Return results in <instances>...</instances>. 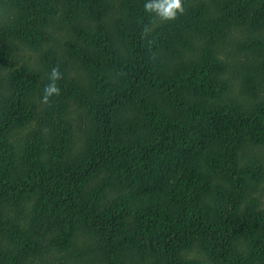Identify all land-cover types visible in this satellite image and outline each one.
Here are the masks:
<instances>
[{"label":"trees","instance_id":"1","mask_svg":"<svg viewBox=\"0 0 264 264\" xmlns=\"http://www.w3.org/2000/svg\"><path fill=\"white\" fill-rule=\"evenodd\" d=\"M42 1L0 0L24 20L13 35L29 48L40 45L30 28L45 26ZM214 1L219 10L210 17L207 4L196 11L182 0L187 10L180 19L151 31L162 16L146 11V0H123L108 19L109 2L102 8L103 0H78L98 24L94 36L87 43L78 34L84 46L73 64L54 59L42 73L15 62L0 40L6 71L0 80V253L7 264L66 252L80 240L88 247L75 256L81 260L91 250L103 264H191L182 253L194 246L213 262L236 255L237 264H264V219L250 223L231 198L230 208L214 213L197 206L202 190L226 174L223 145L263 144L264 123L249 127L240 106L211 102L226 91L217 78L224 66L216 60L209 67L187 61L189 75L169 68L177 52L173 42L185 34L208 36L255 2ZM251 20L264 24V0ZM78 26L71 29L79 32ZM73 65L96 95L89 104V95L77 99L88 112L83 145L76 147L54 125L28 131L13 148L15 133L50 110L40 85L53 82L54 68L60 92H81L79 76L67 77ZM259 72L264 76V59ZM256 88L250 81L247 93L254 96ZM188 94L198 100L183 109ZM256 171L250 169L253 178ZM239 239L249 249L243 263L233 254Z\"/></svg>","mask_w":264,"mask_h":264},{"label":"rangeland","instance_id":"2","mask_svg":"<svg viewBox=\"0 0 264 264\" xmlns=\"http://www.w3.org/2000/svg\"><path fill=\"white\" fill-rule=\"evenodd\" d=\"M261 1L255 0L248 13L241 14L236 10L232 17L226 21L224 27L215 24L214 31L206 32L208 36H203L204 34H189L187 36L185 34L186 43L182 41L184 38L180 42H173L177 52L171 58L174 65L169 67L172 71L180 70L181 75L187 73L189 75L190 70L185 71L188 66L183 67L187 61L208 65L207 67L211 66L214 60L222 64L224 69L217 75V78L221 84L226 85V91L220 92V98L211 100V102L216 105L227 106L233 103L240 106L249 127L264 123V76L259 72V67L264 59V24H255L251 20L252 13L258 10ZM106 2H109L108 8L110 9L106 16L108 19L114 15V11L123 3V0H103L102 8ZM42 3L46 6L42 7V12L44 10L46 12L42 21L49 22L47 24L45 22V26L39 31L30 28L36 40L39 38L40 45L37 48H29L14 38L13 34L24 23V20L21 16L16 15L15 11L0 4V40L2 39V45L6 46L15 62L38 73H42L45 65L49 63L48 61L54 59L58 63L67 60L72 65L84 46L77 35H82V39L87 41V39L93 38L98 27V24L91 19L90 8L87 5L80 7L78 0H50L49 2L43 0ZM188 3L196 11L201 10L199 8L201 3L207 4L210 17L218 14L219 9L214 7V0H188ZM183 8L187 10L186 7L183 6ZM179 17L178 14L174 20ZM165 21L169 20L159 18L150 30L153 31L159 25H163ZM71 25H79L77 27L79 32H74ZM209 26L207 25V28ZM79 73L81 72L77 66L73 65L67 73V77L69 80H73V77L79 76V82L83 87L81 92L76 95L73 92L77 91L65 89L63 93L59 91V94L51 95L48 102H44V108L50 107V110L46 114H40L30 120L24 128L15 133V137L10 140L14 144L13 148L17 147L14 139H21L28 131L40 127L50 129L54 125H56L54 126L55 130L59 131L61 136L63 134L71 135L76 147L83 145L86 138L84 130L89 125L88 112L87 109L82 108L81 104L84 103V100L79 102L77 99L79 97L84 99L80 96L82 94L89 95L90 99L87 102L89 104L96 98V95L90 92L92 90L89 89L84 74L80 77ZM5 76L6 71L0 68V80ZM250 81H255L257 84L254 96L247 93ZM50 83L45 79L40 85V91L44 92L45 87ZM84 84L89 90L88 93H86ZM69 87L71 86L69 85ZM196 97L188 94L186 100L182 102L183 109L188 108V101L198 100ZM177 99L179 102L180 98ZM221 152L223 154L221 161L226 163L223 166L226 174L215 180L211 187H205L202 190L201 198L197 203L198 208L212 213L219 209L226 210L231 207L229 203L231 198L236 200L238 212L242 216L244 215L245 219H249L250 223L254 224L264 219V143L258 145L245 142L227 143L223 145ZM250 169L257 170L258 173L260 171L261 174L259 173L253 178ZM235 244L236 248L233 254L238 253V262L243 263L249 253L246 241L239 239ZM5 245V251H10L9 245ZM87 247L80 240L66 252L55 251L45 257L30 258L26 264H67L68 262H71L68 264H103L99 256H96L95 252L91 250H88L87 255H84L81 260L75 256L78 251L83 252ZM233 257L236 258V255ZM234 258L224 263L237 264L233 261ZM182 259L189 263L192 262L191 264L223 263L211 261L205 254L198 252L195 246L184 251ZM7 263H10L7 261V254L1 252L0 264Z\"/></svg>","mask_w":264,"mask_h":264},{"label":"clouds","instance_id":"3","mask_svg":"<svg viewBox=\"0 0 264 264\" xmlns=\"http://www.w3.org/2000/svg\"><path fill=\"white\" fill-rule=\"evenodd\" d=\"M144 7L146 11H156L162 18L167 20L175 19L178 14L184 12L182 0H162V2L156 3L146 0ZM59 75V71L54 68L51 73L53 82L47 85L44 90V102H48V98L51 95L59 94L60 89L55 84V80L59 78Z\"/></svg>","mask_w":264,"mask_h":264}]
</instances>
